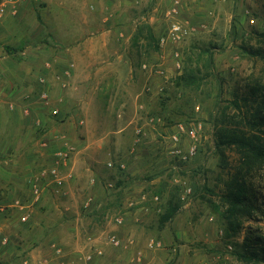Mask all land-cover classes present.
Instances as JSON below:
<instances>
[{
	"label": "rangeland",
	"instance_id": "374dc122",
	"mask_svg": "<svg viewBox=\"0 0 264 264\" xmlns=\"http://www.w3.org/2000/svg\"><path fill=\"white\" fill-rule=\"evenodd\" d=\"M75 1L0 3V110L19 107L23 114L47 117L48 138L38 148L65 154L66 169L61 154L52 160L61 175L71 176L59 189L67 192L65 198L46 177L45 188L51 191L48 203L33 213L34 225L13 222L9 232L0 231V264L46 259L85 264L90 254L87 263L98 264L94 260L105 248L122 249L110 245L109 236L121 240L120 233L128 230L140 236L125 237L132 241L124 250L137 245L152 261L162 260L168 248L167 264H264L243 263L234 254L246 229L264 234L261 222L244 221L236 237L224 235V205L218 195L237 155L233 149H225L224 158L219 155L212 123L245 80L260 73L261 62L245 49L264 47V0H187L184 9L176 4L172 18L167 13L174 0L157 10L155 0H132L127 14L120 6L123 0H87L94 7L90 33L98 36L101 28L113 27L108 49L128 57L112 58L115 75L104 77L93 90L87 81L75 85L72 76L80 36L75 37ZM172 21L187 31L181 40L169 37ZM55 55L61 59L55 61ZM43 70L53 72L48 76ZM191 70L199 73L181 82ZM180 123L195 126L198 136L197 154L185 161L170 154L175 148L171 136ZM49 159L45 170L53 165ZM222 160L228 165L224 170ZM251 181L264 196V166ZM171 198L180 207L163 222V206ZM116 217L124 224H116ZM94 246L102 255L91 253Z\"/></svg>",
	"mask_w": 264,
	"mask_h": 264
},
{
	"label": "crops",
	"instance_id": "0c3cea01",
	"mask_svg": "<svg viewBox=\"0 0 264 264\" xmlns=\"http://www.w3.org/2000/svg\"><path fill=\"white\" fill-rule=\"evenodd\" d=\"M131 1L132 0L121 1L120 6L124 7V14L131 12L130 9L133 7ZM172 1L173 0H155V10L163 5L172 4ZM174 1L179 3L183 9L187 3V0ZM140 3L136 1L135 5L138 6ZM48 7L49 5L47 8ZM92 7L87 0L75 1V15H77L75 19V22H77V26L75 27V37L77 34L80 36L78 39H75L74 70L72 71V76L75 78V85L81 81H87L86 86L91 87V90H93L98 84L103 83L104 77L115 75V70L112 69L113 67L110 63L112 58L114 59V57L117 56V59L122 60L125 58V60L128 61V57L123 53L111 54L110 49H108L109 36L113 27L108 26L104 29L101 28L100 31L96 32L99 33L98 36H94L93 32L90 33V28L94 26V21L89 19V14L94 9V7ZM129 18L131 19L128 14L127 19ZM129 21L130 20H128V22ZM152 21L153 20L149 21L150 25L153 24ZM128 22L125 25H128ZM105 29H108V31ZM86 32L89 33L86 34ZM128 39L129 38H127L126 41H128ZM58 59L61 58H58V56L54 57L55 61ZM102 62H106L104 66H101ZM50 71L53 72V70H43L48 76L51 75ZM128 72H131L129 66ZM48 80L49 85H51V80ZM123 107L124 105H120L118 108ZM136 107L142 106L135 105V108ZM38 115L40 116L37 118L33 115L23 114L19 107H17L14 112H9L3 109L0 110V221L3 220L2 224L0 223V231H5L8 230V228H11L13 222H16L14 226L20 225L30 227L31 225H34L36 219L33 213L37 212L39 205L42 203L46 205L48 203L47 199L49 197L47 196L50 195L49 191L51 190L45 188V186L48 185H46V177L48 176L49 170L55 167V162L52 158L56 157L59 152L48 149L45 151L38 148V143L40 141L45 142L48 138L47 133H44V129L46 130L49 125L47 117L43 116L42 113H39ZM131 121H134V118H132ZM37 129H40L38 132L39 134L36 131ZM41 129H43V134ZM42 145L44 146L46 144L43 143ZM47 159L50 161L52 160L51 162H53V165H51L49 170L42 168L47 162ZM66 161L67 160L62 162L63 164L61 165V168H67L65 164ZM34 188L39 191L36 195L33 193ZM43 192L46 194L44 195ZM58 193L60 197L64 198L67 194L64 190H59ZM22 212L24 213L22 214ZM18 213H21V217L18 220L19 223L16 220V215ZM39 224H42V221H40ZM44 227H46L47 232L52 231V228L49 225H44ZM133 235L137 238L140 236L137 232H132L130 230L126 233H123V231L120 233L121 240L129 236L132 238L134 237ZM131 238L122 241V249H110V247L105 248L103 256L101 258H96L94 262L98 261V264H167V253L165 252L169 251L168 248L163 249L164 253L162 252L161 254L165 257L159 262L156 261L155 258L154 261H152L150 257L146 259L145 252L139 250L137 245H134V247L128 249V251L124 250L127 248V242L132 241ZM94 247L99 250L96 246ZM56 251L62 252L60 249H57ZM52 254H54L55 258L56 253L54 252ZM129 261H132V263H129ZM63 262L65 263L66 261L63 259ZM41 264L53 263L50 262L49 259H46L44 262H41ZM85 264L89 263L86 262Z\"/></svg>",
	"mask_w": 264,
	"mask_h": 264
},
{
	"label": "trees",
	"instance_id": "16d2710c",
	"mask_svg": "<svg viewBox=\"0 0 264 264\" xmlns=\"http://www.w3.org/2000/svg\"><path fill=\"white\" fill-rule=\"evenodd\" d=\"M260 36L264 38V34ZM245 52L261 62L260 73L245 80L234 98L221 107L212 120L219 155L224 158L225 149H233L237 155L235 165L225 173L223 189L218 195L224 205L220 213L225 223L224 235L229 239L241 232L244 221H259L264 225V196L251 181L264 166V47L245 49ZM197 73L198 70H191L180 80L188 82V78L190 81ZM221 162V168L226 169L228 165ZM179 207L171 198L163 206L161 220H170ZM214 209L219 212L217 206ZM234 254L243 263H264V234L258 229H246L239 250Z\"/></svg>",
	"mask_w": 264,
	"mask_h": 264
},
{
	"label": "built area",
	"instance_id": "2783aa9c",
	"mask_svg": "<svg viewBox=\"0 0 264 264\" xmlns=\"http://www.w3.org/2000/svg\"><path fill=\"white\" fill-rule=\"evenodd\" d=\"M20 1H27V0H20ZM218 1H222V0H218ZM176 4L177 3L175 2V5H173L169 9L167 13V16L169 18L170 17L172 18L178 12V7ZM3 13H4V10L0 5V16H2ZM186 34H187V31L181 24H179L178 22H174V21L171 22L170 27H169V37L173 41L181 40ZM53 114L56 115L57 111L54 110ZM171 140H172L171 142L175 145V148L172 149L170 152V154L173 157H180L182 161H185L187 158H192L197 154V151H198L197 149V142H198L197 129L192 124H187V123L177 124L175 126V131L171 136ZM59 155L62 158V162L66 160L64 158L66 157L65 154L59 153ZM108 165L111 166V164H108ZM120 168L124 169V165H120ZM48 176L51 178L53 185L58 190L62 188L64 182L68 178L71 177L69 174L61 175V172H59V167L57 166L49 170ZM109 186H111V184H109ZM187 191L189 192L190 189ZM33 193L35 195L38 194L39 193L38 189L34 188ZM152 202H153V206H155L158 203V198L154 197ZM114 222L118 225H122L124 224V219L121 217H116L114 219ZM108 240H109L110 245L114 247H119L121 245V240L116 238L114 235L109 236ZM91 253H93V255L95 254L102 255V252L97 249L93 250ZM85 258L87 260L86 262H91L92 254L87 255Z\"/></svg>",
	"mask_w": 264,
	"mask_h": 264
}]
</instances>
